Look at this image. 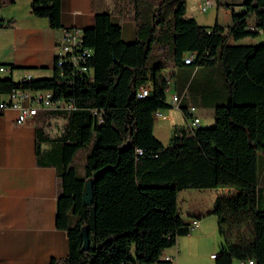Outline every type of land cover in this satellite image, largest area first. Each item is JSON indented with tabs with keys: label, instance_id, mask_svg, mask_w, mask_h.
<instances>
[{
	"label": "trees",
	"instance_id": "16d2710c",
	"mask_svg": "<svg viewBox=\"0 0 264 264\" xmlns=\"http://www.w3.org/2000/svg\"><path fill=\"white\" fill-rule=\"evenodd\" d=\"M13 1L0 0V7ZM129 1L134 40L123 39L110 11L96 12L93 25L83 28L82 43L92 50L88 72L72 78L69 68L64 76H0V92L52 89L55 97L75 103L35 116L37 151L50 138L51 119H65L49 152L56 167V223L68 234L69 253L48 264H159L178 235L190 232L191 220L178 205L185 188L226 191L209 211L218 216L224 238L215 264L249 258L264 264L258 160L259 151L264 155V42L239 41L264 33V0H242V10L228 3L227 26L188 16L187 0ZM31 12L61 26L60 0H32ZM12 22L0 18V27ZM172 68L177 91L210 107L215 122L175 126L164 144L154 133V112L172 106L166 73ZM140 87L148 93L140 96ZM188 106L180 102L185 118ZM101 169L92 183L93 202L85 204V181ZM82 226L88 228L87 249Z\"/></svg>",
	"mask_w": 264,
	"mask_h": 264
},
{
	"label": "crops",
	"instance_id": "0c3cea01",
	"mask_svg": "<svg viewBox=\"0 0 264 264\" xmlns=\"http://www.w3.org/2000/svg\"><path fill=\"white\" fill-rule=\"evenodd\" d=\"M31 1L14 0L0 7V18L13 19L9 26L0 27V64L11 66L9 70L0 72L1 77L12 76L19 80L27 75L34 78L53 76L57 43L66 27L91 26L98 11H110L112 20L122 26L123 39L130 41L136 38L137 27L129 0H60V27H52L48 17L32 13ZM197 1L200 4L202 0ZM239 4L238 10H242ZM191 16L197 19L195 15ZM166 73L170 78L169 102L172 93L179 92L175 70L168 69ZM179 95L187 106L195 104L202 126L214 124L215 117L210 107L194 103L195 98L185 91ZM6 97L7 92H0V101ZM173 107L163 109L162 116L154 117V133L164 144L169 143L175 126L186 125L185 121H171ZM16 114L13 108L0 112V264H48L51 258L64 257L69 253L68 234L56 223V167L49 149L55 144L57 135L49 133L50 138L37 151L36 119L18 123ZM181 191L186 195L182 198L184 204L181 207L178 203L180 212H185H181L182 216L190 222L195 218L199 226L188 234L178 235L176 244L164 250V254L174 256L172 264H177L176 251H179L181 239L192 235V232L199 233V228L206 227L207 217L215 218L219 231L218 216L209 213L217 193L210 205L198 206L190 204L191 200H196L193 188L182 189L179 193ZM214 252L217 251L210 252L213 253L210 264H215Z\"/></svg>",
	"mask_w": 264,
	"mask_h": 264
},
{
	"label": "built area",
	"instance_id": "2783aa9c",
	"mask_svg": "<svg viewBox=\"0 0 264 264\" xmlns=\"http://www.w3.org/2000/svg\"><path fill=\"white\" fill-rule=\"evenodd\" d=\"M214 4V0H202L199 4L201 11L207 10ZM83 28H71L66 27L62 38L57 43V51L55 55L54 71L59 75L64 76L65 71L69 68L70 73L68 78H72L77 73H86L89 71L86 61L88 56L92 53L89 47H86L82 43ZM189 60V59H187ZM11 66L6 64H0V72L7 71ZM32 76L27 75L23 78H30ZM148 88L140 87L138 94L140 96L146 95ZM181 97L178 93L171 95L170 103L173 106H180ZM75 107L74 101L67 100L64 97H55V93L52 89H28L14 87L7 92V97L0 101V112L7 108H13L16 110V120L18 123L25 122L27 120L35 118L40 110H68ZM186 125L191 128H197L201 125L200 116L197 113V107L195 105H189L187 107ZM163 115L162 110L154 112V117H160ZM138 153H142V149H138ZM198 226H189L191 232ZM213 257V253L210 254ZM163 261L159 264H172L174 256L170 254H163ZM239 264H255V260L249 258L239 260Z\"/></svg>",
	"mask_w": 264,
	"mask_h": 264
},
{
	"label": "rangeland",
	"instance_id": "374dc122",
	"mask_svg": "<svg viewBox=\"0 0 264 264\" xmlns=\"http://www.w3.org/2000/svg\"><path fill=\"white\" fill-rule=\"evenodd\" d=\"M241 1L242 0H217L207 10L201 11L197 0H188L187 15H195L204 25H214L218 22L221 25L227 26L231 21V10L227 7V3L233 4L235 9L238 10L240 8L239 3H241ZM166 13L168 16L171 13V10L168 9V7L166 8ZM239 41L246 43H261L264 42V33L262 32L257 36H248ZM170 93L168 95H171ZM181 111V109L174 106L173 111L171 112V121L179 123L182 121L186 122L182 114L183 112ZM64 122L65 119L63 117H56V119L51 120L48 125L49 133L54 136L60 134L62 132ZM205 122H207V120H205ZM81 154L82 151H80L79 155ZM258 160L261 175L264 177V155L262 151L258 152ZM193 190L195 196L194 199L196 200H191L192 202L190 204H198V206L210 205L212 197L216 195V193L217 195L226 193L225 189L221 188H193ZM183 192L184 191H181V193L178 194V203L180 207L184 204L182 198L186 196ZM183 211L184 210H181L182 213H185ZM204 224H207L206 227L203 226V228H199V233L196 234L197 231H195L192 232V235L181 239L178 245L179 251H176L177 264H210V252L222 251L224 238L216 227L215 218L207 217ZM244 228L245 226H242L241 230Z\"/></svg>",
	"mask_w": 264,
	"mask_h": 264
},
{
	"label": "water",
	"instance_id": "95a60500",
	"mask_svg": "<svg viewBox=\"0 0 264 264\" xmlns=\"http://www.w3.org/2000/svg\"><path fill=\"white\" fill-rule=\"evenodd\" d=\"M103 169L96 171L93 173V177L92 178H88L85 181V185H84V189H83V201L85 204H91L93 202V189H92V183L93 180H96L99 175L102 173ZM81 233L83 236V248L87 249L88 248V244H89V238H88V228L87 226H82L81 228ZM163 261V260H161Z\"/></svg>",
	"mask_w": 264,
	"mask_h": 264
},
{
	"label": "bare ground",
	"instance_id": "6f19581e",
	"mask_svg": "<svg viewBox=\"0 0 264 264\" xmlns=\"http://www.w3.org/2000/svg\"><path fill=\"white\" fill-rule=\"evenodd\" d=\"M189 61V60H187ZM190 226H199V221L194 219L192 222H191V225Z\"/></svg>",
	"mask_w": 264,
	"mask_h": 264
}]
</instances>
